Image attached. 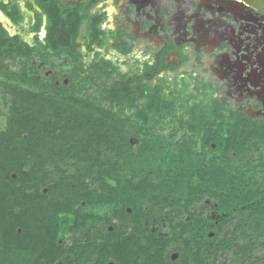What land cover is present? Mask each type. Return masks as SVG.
I'll return each mask as SVG.
<instances>
[{
	"label": "trees",
	"instance_id": "obj_1",
	"mask_svg": "<svg viewBox=\"0 0 264 264\" xmlns=\"http://www.w3.org/2000/svg\"><path fill=\"white\" fill-rule=\"evenodd\" d=\"M38 1L50 18L48 34L44 42L25 47L30 54L22 76L45 91L12 88L6 102L0 128V264H230L223 258L231 245L228 237L219 239L218 233L210 239L205 230L202 239H193L198 224L191 216L180 219L197 201L191 178L200 165L157 178L152 159L157 145L146 144V137L168 117L190 130L213 126L184 132L179 153L195 158L198 136L232 163L252 147H264V119L225 97L189 104L182 98L189 83L165 84L158 65L145 64L130 76L102 57L85 65L75 43L82 28L88 50L111 45L122 54L129 51L119 42L120 29H102L104 15L91 12L102 0H54L52 9L51 0ZM172 10L168 1L166 15ZM61 28L71 39L72 59L56 67L68 82L55 84V76L43 74L47 66L37 70L26 64L39 55L52 66V51L62 60L68 57L58 37ZM10 41L0 37V56L21 58L19 46ZM178 110L184 113L179 120ZM197 171L212 183L206 172ZM217 172L218 204L226 216L244 210L254 215L257 203L247 207L241 187L226 180L229 171ZM252 252V246L238 249L239 264H255Z\"/></svg>",
	"mask_w": 264,
	"mask_h": 264
},
{
	"label": "flooded vegetation",
	"instance_id": "obj_2",
	"mask_svg": "<svg viewBox=\"0 0 264 264\" xmlns=\"http://www.w3.org/2000/svg\"><path fill=\"white\" fill-rule=\"evenodd\" d=\"M51 1L50 8L52 9L54 0ZM60 1L70 4L79 0ZM106 1H99L91 12L97 11L104 15L100 23L102 29L111 31L120 29L119 42L127 43L129 51L122 54L111 45L103 47L92 45L91 50H88L82 38L85 32L82 28L80 35L75 38V43L81 53V62L85 65L99 57L111 60L108 56L111 52L117 55L114 61L111 60L117 67L127 63L129 59L130 67L134 68L133 74L142 70L145 64L158 65L163 70L159 71L157 76L163 77L165 84L175 81L181 88L183 87L182 82L189 83L188 88L182 94V98L189 104L200 101L205 103L220 96L227 98L230 103L235 102L237 107L249 116L264 119V105L258 96L254 95L257 88L250 87L246 79L250 70L254 68L253 61L258 51L255 47H260L262 42L261 16L264 11H256L242 5L241 15H239L227 8L225 1L222 0H143L145 1L143 8H138L140 0H111L113 10L108 18L104 10ZM168 1L173 4L170 16L166 15ZM199 8H202V12ZM49 20L46 10L38 0H0V37H9L13 45L19 46L22 57L17 56L14 60L21 67L27 58L26 55L30 54V50L26 51L25 47H34L37 42H44L46 39ZM206 30H210L207 39L212 44L197 41L199 33ZM68 35L65 28L59 29L58 37L64 44V52L68 57L62 60L52 51L54 60L52 66H49L45 58L39 55L26 65L34 66L37 70L47 66L48 68L43 70L44 75L55 76V84L67 83V77L62 76L56 67L72 59V55L69 54L71 39ZM25 36L32 37V41L24 39ZM208 44H210L209 47ZM95 52H98V55H95ZM186 56L190 58L188 62H184ZM119 57L121 60H118ZM172 67L176 68L171 69ZM126 73L129 75L130 71ZM169 91L167 87L165 92L169 93ZM247 110L251 113L249 114ZM174 113L177 120L184 115L181 110ZM173 126L180 133L187 132L190 135L196 130L203 132L211 131L213 128V126H196L190 130L187 126L181 127L174 124ZM196 137V154H203L205 149L213 151L215 147L213 142L202 144L201 139ZM213 154L216 161L230 162L218 157V154ZM231 214L230 216H233ZM190 216L199 226L198 231L192 235L193 239H202L203 232L206 230V237L212 239L219 233V239L228 237L231 245L233 244L234 239L229 235L220 238L221 221L216 224L207 222L203 214L195 211L194 208L188 214L184 211L180 219L186 221ZM224 217L226 213L222 219ZM232 218L235 217L230 219ZM173 254L177 257V253H172L171 257ZM231 257L226 259L228 263L238 262L236 255L234 259Z\"/></svg>",
	"mask_w": 264,
	"mask_h": 264
},
{
	"label": "rangeland",
	"instance_id": "obj_3",
	"mask_svg": "<svg viewBox=\"0 0 264 264\" xmlns=\"http://www.w3.org/2000/svg\"><path fill=\"white\" fill-rule=\"evenodd\" d=\"M221 1V0H218ZM225 0H223L224 2ZM106 6L104 7L105 13L110 18L111 10V0L106 1ZM145 1L140 0L138 3V8H143ZM202 12V8H199ZM179 25V21H178ZM210 33V30L201 31L197 37L199 42H207L212 44L207 37ZM42 37V35H39ZM24 39L29 42L32 41V37L25 36ZM208 44L207 46L209 47ZM207 47V48H208ZM92 56V53H90ZM111 60H115L117 55L113 52L108 55ZM121 60V57L118 58ZM130 60H127V63L122 64L118 67V70L121 72L130 71L129 75H132L134 68L130 67ZM118 64V61H117ZM12 88H21L26 90H31L34 92L45 91L41 87L35 85L30 80H25L22 76V67L17 63L16 60L6 56H0V128L5 125V113H7L6 102L9 97L10 91ZM249 114L251 113L247 110ZM159 129H156L154 132H151V136L147 135L146 138L148 143L146 144H156L157 151L153 154V164L157 171L156 177L161 176L165 177L166 174H170L175 171H186L184 168L185 165H190L192 163L200 165V168L195 166L196 172L192 176V181L196 186L192 188L190 192L193 194V198H197L196 202L188 207L187 214L194 208L195 211L201 212L203 217L207 222L217 223L221 221V235L220 238L229 235V237L234 239L232 245L227 249L224 259L228 257L234 259V256L238 249L246 248L252 246L253 252L251 254V261L255 264L264 263V147H252L246 155L243 157H238L232 163H225L216 161L214 159V152L210 149H205L203 154H197L193 157H184L179 153L180 144L183 138H186V135H183L174 128L173 123L169 122V119L166 118L159 125ZM139 137H142L143 134L136 131ZM189 134V133H188ZM133 144L138 143L137 136L131 138ZM250 165V166H249ZM198 169L206 172L204 173L205 177L212 178V183L208 182L206 179L202 181L198 174ZM218 169H227L228 174H221L226 177L228 182L235 181L240 187L241 191L246 198V206L250 208L255 207V202L259 210L254 211V215L248 216V211L244 210L242 214L238 216H226L222 219V216L226 213L224 209L220 207L219 195H218V186L217 178L219 177ZM207 186V187H206ZM201 188V189H200ZM260 204V205H259ZM252 206V207H251ZM244 207V206H242ZM231 217H235L230 219ZM226 219V221H225ZM225 222V223H223ZM165 224V222H164ZM64 236H67V233H64ZM69 241V239L67 240ZM227 255V256H226ZM241 254H239L240 258ZM172 257H176L175 254ZM247 257V254L244 255ZM238 258V261L240 260ZM245 259V258H244ZM237 264V262H234Z\"/></svg>",
	"mask_w": 264,
	"mask_h": 264
},
{
	"label": "water",
	"instance_id": "obj_4",
	"mask_svg": "<svg viewBox=\"0 0 264 264\" xmlns=\"http://www.w3.org/2000/svg\"><path fill=\"white\" fill-rule=\"evenodd\" d=\"M246 7L256 11H264V0H235ZM261 31H262V42L260 47H255L258 51L254 57V68L250 70L248 77V84L252 88H257L254 91V95L262 101L264 105V13L261 16Z\"/></svg>",
	"mask_w": 264,
	"mask_h": 264
},
{
	"label": "bare ground",
	"instance_id": "obj_5",
	"mask_svg": "<svg viewBox=\"0 0 264 264\" xmlns=\"http://www.w3.org/2000/svg\"><path fill=\"white\" fill-rule=\"evenodd\" d=\"M223 1V0H222ZM225 3L227 6V8L232 9L235 13L241 15L240 13V9L242 8V4L240 3V1H235V0H225ZM231 4V5H230ZM245 15V14H244ZM246 18V17H245Z\"/></svg>",
	"mask_w": 264,
	"mask_h": 264
}]
</instances>
